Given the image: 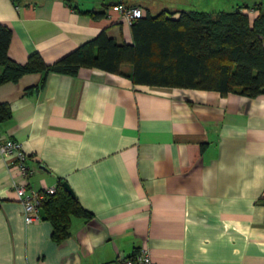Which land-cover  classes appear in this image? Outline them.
Wrapping results in <instances>:
<instances>
[{"label": "crops", "instance_id": "1", "mask_svg": "<svg viewBox=\"0 0 264 264\" xmlns=\"http://www.w3.org/2000/svg\"><path fill=\"white\" fill-rule=\"evenodd\" d=\"M117 2L143 14L243 5L250 19L254 4L264 8V0H0L8 55L24 63L38 52L51 63L101 29L131 43ZM120 68L0 84L11 109L0 139L19 140L33 169L25 179L0 154V264H118L141 248L154 264H264V93L135 83L131 65ZM60 178L92 215L71 214L56 242L46 216L24 221L13 185L57 188Z\"/></svg>", "mask_w": 264, "mask_h": 264}, {"label": "trees", "instance_id": "2", "mask_svg": "<svg viewBox=\"0 0 264 264\" xmlns=\"http://www.w3.org/2000/svg\"><path fill=\"white\" fill-rule=\"evenodd\" d=\"M240 6L231 10L145 13L130 24L131 43L118 42L101 29L51 63H46L38 52L29 54L24 63L10 58L7 51L11 31L0 22V84L17 81L25 73H71L80 67L123 73L120 67L127 63L135 83L199 87L253 97L264 93V8L254 4L258 13L250 19ZM73 7L95 19L106 16L103 8ZM10 116V104L0 102V121ZM63 181L58 180L55 192L42 204L52 224L51 238L56 242L68 235L71 214L82 218L92 215L65 189Z\"/></svg>", "mask_w": 264, "mask_h": 264}, {"label": "built area", "instance_id": "3", "mask_svg": "<svg viewBox=\"0 0 264 264\" xmlns=\"http://www.w3.org/2000/svg\"><path fill=\"white\" fill-rule=\"evenodd\" d=\"M111 8L118 11L128 24H131L143 15L142 8L138 5L117 2L112 4ZM0 154L7 165H13L17 168L23 178L27 179L33 173V169L28 163L29 156L19 140L11 137L0 139ZM13 188L22 206V215L26 223L40 218L39 209L42 208V204L47 197L56 190L55 187H44L33 190L27 187L26 182L14 183ZM118 264H154V262L149 250L141 248L132 255L119 256Z\"/></svg>", "mask_w": 264, "mask_h": 264}, {"label": "water", "instance_id": "4", "mask_svg": "<svg viewBox=\"0 0 264 264\" xmlns=\"http://www.w3.org/2000/svg\"><path fill=\"white\" fill-rule=\"evenodd\" d=\"M62 185L65 187V189H66L68 192H70V193L73 194L72 190L70 189V187L68 186V184H67L65 181L62 182ZM39 213H40V217H42V218L45 217L43 208H40V209H39Z\"/></svg>", "mask_w": 264, "mask_h": 264}, {"label": "rangeland", "instance_id": "5", "mask_svg": "<svg viewBox=\"0 0 264 264\" xmlns=\"http://www.w3.org/2000/svg\"><path fill=\"white\" fill-rule=\"evenodd\" d=\"M228 4V3H227ZM229 6V7H228ZM232 7L230 5H226V7H224V10H231Z\"/></svg>", "mask_w": 264, "mask_h": 264}]
</instances>
